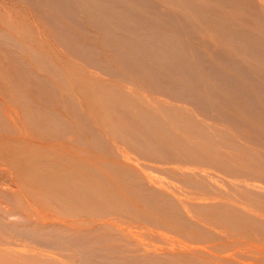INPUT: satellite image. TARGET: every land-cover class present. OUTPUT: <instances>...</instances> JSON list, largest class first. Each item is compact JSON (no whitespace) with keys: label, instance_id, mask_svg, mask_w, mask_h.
Wrapping results in <instances>:
<instances>
[{"label":"bare ground","instance_id":"obj_1","mask_svg":"<svg viewBox=\"0 0 264 264\" xmlns=\"http://www.w3.org/2000/svg\"><path fill=\"white\" fill-rule=\"evenodd\" d=\"M173 1L168 0L170 3ZM255 1L264 14V0ZM104 2L110 3L107 0ZM220 3L233 12L240 10L249 16H257L254 2L250 5L244 0H221ZM4 10L8 15L1 24L6 32L0 29V33H10L15 26L22 29L24 38L30 42L26 46L30 60L27 63L33 64V70L44 75L28 71L33 79L27 86L50 88L53 93L57 86L48 79L47 75H51L63 84L64 92L68 88L88 89L85 95L55 96L61 102V105L55 104L58 109L62 108L61 111L50 110L46 97L40 98V90L37 103L32 105L12 81L14 77L28 80V75L24 77L27 72L20 64L22 62L9 55L8 60H0V133L9 135V138L3 139L0 134V167L18 185L16 190L8 189V193L17 195L15 193L19 188L34 193L45 203L43 206L59 209L60 214L73 217L75 221V225L64 223L49 227L34 225L29 228L17 224L12 228L14 224L8 225V230L22 235L27 241H0V264H264V246H261L264 245V196L260 197L263 201L255 200V205L242 206V201L233 202L228 194L212 190L210 184H214L201 170L205 160L199 154L204 151L199 139L208 142L204 144L206 147H210L208 144L213 146V141L223 145L239 139L256 149L264 147V91L258 92L263 101H255L241 87L214 72L211 75L220 84L212 91L210 83L196 78L194 66L184 63L182 57L176 61L171 52L163 53L165 61L161 62L169 63L175 75L165 80L161 73L157 75L149 68L131 69L140 81L151 77L156 82L155 86H150L153 92L161 99H170V105H165L161 99L145 104L129 94L132 92L93 80L74 86L64 78L58 66L60 64L52 63L43 41L39 43L33 34L49 31L50 39L47 40L57 43L63 51H67L68 56L80 55L72 44L73 38L62 36L56 17H26L19 28L10 20L15 17L12 16L15 9L10 5ZM195 11L208 29L218 33L234 48L238 46L235 50L258 60L263 59L262 38L249 35L247 29H242L250 24L247 20H239L242 26L236 22L238 19L235 21L236 18L227 17L212 8L195 7ZM41 19L45 20L46 29L39 32L36 20ZM75 33L77 35L78 32ZM84 55L81 56L83 59ZM224 60L228 65L239 68L245 79L254 78L255 71H248V64L235 62L233 56ZM97 68H103L102 71L114 76L111 67ZM98 71L101 72L100 69ZM120 81H123L121 77ZM232 98L241 101L237 103L238 112L234 110ZM67 99L73 105L70 112L65 110ZM175 102L184 106L175 105ZM2 106L6 107L1 109ZM96 112L101 114L99 120ZM202 117L208 122L204 124ZM39 138L58 140L59 143L44 144L37 140ZM89 147L94 151H90ZM169 159L174 164L167 162ZM162 175L197 191L188 192L195 198L176 199L175 194L186 196L185 192L170 182L164 181V184L159 177ZM149 186L159 187L178 200L177 203L160 195L157 199L161 202L160 206L153 208L152 197L144 194L152 189ZM202 197H206L204 200L210 204H202ZM4 211L8 218H15L21 223L30 219L25 213L8 208ZM37 214L40 215L38 211ZM204 215L213 217L214 221L212 218L205 219ZM128 218L134 222L128 221ZM150 226L166 232L154 231ZM222 227L237 233V237L242 239L230 241L214 230ZM114 230L118 235H113ZM41 236V240L35 239ZM50 251L63 253L51 254Z\"/></svg>","mask_w":264,"mask_h":264},{"label":"rangeland","instance_id":"obj_2","mask_svg":"<svg viewBox=\"0 0 264 264\" xmlns=\"http://www.w3.org/2000/svg\"><path fill=\"white\" fill-rule=\"evenodd\" d=\"M107 1H109L110 3L106 4L104 0H99V1L97 0H0V29H5L6 32L5 26L2 25L1 22L8 15L6 10H4V8H7V6L10 7V5L15 9V11H12V16L15 17L10 20L18 24L19 28L22 27L23 23H25L26 17H30V18H37L38 16H41L43 18L56 17V19L60 24V28H61L60 31L62 32L61 33L62 36H67V37L71 36L73 38L72 44L76 49H78V53H80V55L68 56L67 51L65 50L63 51V49H61L57 45V43L49 40L51 33L49 31H46L45 34H41V33H33V34H35V38L39 43H42L41 41H43L42 43L44 44L43 47L50 54L52 63L56 65L60 64L58 66L61 68L64 78L70 80L72 82L71 84H73L74 86H78L79 85L78 83L81 82H92L93 80V82L98 84H110L118 90L126 91L128 93L132 92L129 94L137 98L139 101L141 100L145 104H153L155 103V101L161 99V97L157 96V94L153 92V88L150 87V86L152 87L155 86L156 82L151 77L146 78L147 80L144 79V81H140L138 77L133 75L131 69L149 68L150 71H153L157 75L161 73L165 80V78H168V76L172 77L173 75H175L173 74L174 72L173 70H171V66L169 63L165 64L161 62V61H165V58L162 56V54L171 52L176 61L178 58L182 57L184 63L189 62L192 65V67L194 66L193 68L196 71V78L198 80L207 81L208 83H210L211 86L210 89L212 91H214L216 86L220 84V81L217 80L216 82L215 77L211 75V73L214 72L221 74V76H225L226 79L231 80L236 86H239V88L241 87V89H243L244 92H247L251 95L253 100L263 101L262 98L263 96L260 95V93L258 92L264 91V55L261 56L263 58L262 60H258L256 57L254 58L252 55L250 56L249 54H241L240 52L235 50V48H237L238 46L235 45L234 48L232 45L224 41L223 38L218 33H215L214 31L208 29L203 23L201 17H199V15L195 11V7L197 8L202 7L208 9L212 8L227 17L231 16L232 18H236L234 19L235 21L238 19L236 21L238 23L239 22L241 23V21L239 20L245 19L250 24L244 25L246 27H243L242 29H247L246 32L249 35L259 36L260 38H262V41L264 42V24H263L264 14L259 10V6L255 0H244V1L246 3H250V5L253 2L255 3V5L257 6L255 7L257 16H249V14H246L240 10L234 9L235 11L233 12L231 9H226L224 6L221 5L220 3L221 0H175L171 3L168 2V0H107ZM260 15L263 16L261 17ZM250 17L253 20H251ZM240 23L239 25L243 26V24ZM36 29L39 32L44 31L46 29L44 19L36 20ZM16 31L19 32L15 33ZM22 31H23L22 29H18V27L15 26V29H13V31L10 30V33H0V60L4 58L8 60V55H9L10 57H13L17 61L20 60V62H22L20 64L27 72L24 77L28 75L27 79L28 80L31 79V80L28 82V80H26L23 77H21L23 79L19 77H14L12 81L16 85V87H19L20 91L25 94L26 99L30 101L32 105L36 104L38 101L37 97L39 95L38 91L40 90L42 92L40 94V98L46 97L47 99L45 100V102L47 103V107L50 110L61 111L60 109L62 108L58 109L55 105L56 103H58V105H61L60 100L55 99V96H57L58 98L63 95L66 96L85 95V92L88 88H83V89L77 88L73 90L71 88H68L67 89L68 91L64 92L66 90L64 89L65 87L62 86L63 84L61 82L60 84L58 81H56L55 77L51 78L53 77L51 75H47L48 79L51 81L53 80L52 83H54L57 86L53 91V93L50 92V88L46 90L44 88L40 89L38 85L35 86L32 85V87L27 86L32 83L33 78L30 76L28 71L33 70L32 68L33 64L27 63L30 60L27 56L26 46H28L30 42L24 38L25 33H21ZM76 31L78 32L77 35L75 33ZM106 34L108 37H106ZM47 38L49 39L47 40ZM81 38L84 41H82ZM86 40H88V42ZM35 47H37V43ZM155 48H157V50ZM3 52L6 55H2L4 54ZM105 52L108 54H106ZM127 53L130 55H128ZM83 54H85L84 55L85 60L81 57ZM229 56H233L235 62H241V63L244 62L245 64H248L250 67L248 68V71L249 70L255 71V73L253 74L254 78L252 80H247L244 78V76H242L243 72L240 71L239 68L236 69L232 65H228L227 61H225L224 58ZM23 58L26 61H24ZM169 58L172 59L170 56ZM62 60L65 61L63 62ZM169 61L171 64L174 63L173 60H169ZM140 65H142V67ZM64 66H66V68L69 69L67 70ZM100 66H104L106 68L109 67V69L112 68L111 71L112 72L114 71L113 72L114 76L102 71L103 68H99L101 71L99 72L98 71L99 69L97 67ZM83 67L86 71L83 69ZM33 71L36 72L37 70L34 69ZM66 71L67 73H65ZM82 72H84V74ZM37 73L40 76H44L43 73H40L39 71H37ZM126 73H129L130 75ZM119 74L121 76H119ZM107 75L109 76L105 78V76ZM120 77L123 80L122 82L120 81ZM100 79H102V81H100ZM148 81L150 85L148 84ZM125 82L127 84H124ZM252 90L256 91V93H254ZM239 100L237 101V99L232 98V104H234L233 107H235L234 108L235 112L239 111V107L237 105V103L241 102ZM161 101L165 105L167 104L170 105L172 103L170 99L162 98ZM64 104H65V108H67L65 110L70 112V107H73L72 102L69 99H67L64 102ZM175 105L184 106L180 102L178 103L175 102ZM5 107L2 106L1 109ZM85 111L87 112L88 109H86ZM96 113H97V120H99L100 119L99 116L101 117V114L98 112ZM201 120L203 121L204 124L208 122L207 119L204 117H202ZM220 126H224V125H220ZM0 134L3 139L9 138V135L6 133H0ZM104 139H105V135H104ZM37 140H39L44 144L59 143L58 140L50 141L49 139H41V138ZM199 141L202 143V149L204 150L202 152L199 151L200 152L199 154L200 157H202L205 160L204 162L205 166H203L201 170H203V173L207 174L209 180L213 182L214 185L210 184L212 190L219 191L220 193H224L225 195L228 194L229 199L233 200V202L242 201L243 202L241 203L242 206H245L246 204L255 205V200H261L260 197L263 198L264 147H259L256 149L254 148V146L240 139L234 142L227 141L223 145L219 144L218 143L219 141L217 142L213 141L214 142L213 146H211V144H208V146L210 147H206V145H204L208 143L206 142V140L202 141L201 139H199ZM88 149L90 151H94L90 147ZM226 153L228 156L226 155ZM171 154L173 155V153ZM106 156L109 155L106 154ZM112 158L115 159L114 157ZM119 161L123 162L122 159H119ZM167 162H172V161L169 159ZM177 165H180V163H178ZM159 177L162 178L163 182L164 181L170 182L174 184L177 188L179 187V189L182 192H185L186 196H182V195L180 196L178 194H175V198L178 200L179 198L184 199L195 196L188 194V192L190 193L197 192L194 191L193 189L188 188L182 183L170 179V177H166L164 175ZM166 182H164V184ZM17 187L18 185L16 184V181L13 180L11 175L5 172L1 168L0 170V241H10V242L17 241L20 243L27 241L22 238V235L12 233V231L8 230L6 227L10 224H14L12 228H15L17 224L19 226L25 225L28 226L29 228L33 227L34 225H42L49 227V226L63 225L64 223L69 225L72 224L75 225L74 224L75 221L73 217H66L65 215L60 214L59 209H54L53 207H50L48 205H46L48 207L43 206L45 205V203H43L41 198H39L34 193H31L29 191H24L20 188L17 190V193H15L17 195L12 194L11 192H9L11 194L8 193V189L12 188L16 190ZM149 187L152 189H150L148 192H145L144 194L146 197H152L150 198V200L152 201L153 208H158L160 206L161 202L157 200L159 199L160 195L163 197H167L169 200L177 203L178 200H176L174 197L169 196V194H167L163 190L158 189L159 187L158 188H155L153 186H149ZM165 189L168 190V188L166 187ZM134 190L135 189H132V191ZM205 198L206 197H202V201L200 202L202 204L204 203L210 204L209 201L204 200ZM12 201L14 203H12ZM5 208L6 209L8 208L9 210H13L15 212L18 211L21 213H25L26 215H28V217H30V219H27V221L21 223L20 220H16L15 218H8L4 214ZM37 211L40 213V215L37 214ZM157 211L158 209H156V212ZM258 214L261 215L262 213H258ZM204 218L205 219L208 218L210 220L212 218V221H214V218L209 215H204ZM82 219L90 220V221L93 220V218L91 217H83ZM127 220L133 221L130 218H128ZM150 228L157 232H166L161 229L153 228L152 226H150ZM214 230L217 233L221 234L223 237L228 238L230 241H237L238 239H242L237 237L239 236L237 233H234L233 231L225 227L219 229L214 228ZM115 234L118 235V233L115 232L114 230L113 235ZM42 238L43 237L41 236V237H36L35 239L41 240ZM119 243L124 245L121 242ZM261 246L264 245L261 244ZM132 250H135L134 246H132ZM50 253L62 254L63 252L50 251Z\"/></svg>","mask_w":264,"mask_h":264}]
</instances>
